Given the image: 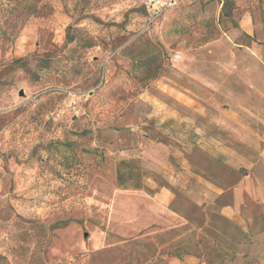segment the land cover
I'll list each match as a JSON object with an SVG mask.
<instances>
[{
  "label": "rangeland",
  "instance_id": "1",
  "mask_svg": "<svg viewBox=\"0 0 264 264\" xmlns=\"http://www.w3.org/2000/svg\"><path fill=\"white\" fill-rule=\"evenodd\" d=\"M224 2L0 0V264H264V0Z\"/></svg>",
  "mask_w": 264,
  "mask_h": 264
},
{
  "label": "trees",
  "instance_id": "2",
  "mask_svg": "<svg viewBox=\"0 0 264 264\" xmlns=\"http://www.w3.org/2000/svg\"><path fill=\"white\" fill-rule=\"evenodd\" d=\"M228 3H229V0H225V2L223 4V10L225 11V13H226V10H227Z\"/></svg>",
  "mask_w": 264,
  "mask_h": 264
},
{
  "label": "built area",
  "instance_id": "3",
  "mask_svg": "<svg viewBox=\"0 0 264 264\" xmlns=\"http://www.w3.org/2000/svg\"><path fill=\"white\" fill-rule=\"evenodd\" d=\"M179 57H180L179 55H176V56L174 57V59H175V60H178Z\"/></svg>",
  "mask_w": 264,
  "mask_h": 264
},
{
  "label": "crops",
  "instance_id": "4",
  "mask_svg": "<svg viewBox=\"0 0 264 264\" xmlns=\"http://www.w3.org/2000/svg\"><path fill=\"white\" fill-rule=\"evenodd\" d=\"M263 79H264V76H263Z\"/></svg>",
  "mask_w": 264,
  "mask_h": 264
}]
</instances>
